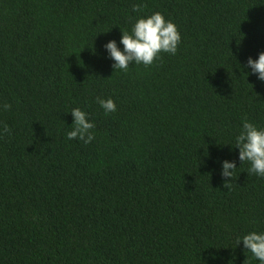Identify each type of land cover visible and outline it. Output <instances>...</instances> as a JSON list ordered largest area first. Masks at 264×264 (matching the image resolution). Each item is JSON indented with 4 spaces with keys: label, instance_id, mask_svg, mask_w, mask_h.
Listing matches in <instances>:
<instances>
[{
    "label": "trees",
    "instance_id": "1",
    "mask_svg": "<svg viewBox=\"0 0 264 264\" xmlns=\"http://www.w3.org/2000/svg\"><path fill=\"white\" fill-rule=\"evenodd\" d=\"M157 11L176 54L115 72L105 45ZM261 52L264 0H0V264H261L236 241L264 232V177L234 149L264 128Z\"/></svg>",
    "mask_w": 264,
    "mask_h": 264
},
{
    "label": "clouds",
    "instance_id": "2",
    "mask_svg": "<svg viewBox=\"0 0 264 264\" xmlns=\"http://www.w3.org/2000/svg\"><path fill=\"white\" fill-rule=\"evenodd\" d=\"M133 11H142V5H133ZM181 42V34L178 26L165 18L157 11L146 17L137 19L131 29V32L122 30L120 43L123 44L121 50L117 42L112 40L105 45L110 54V58L115 61L113 68L127 72L132 64H143L145 67L153 65L161 58V53L175 55ZM248 66L252 73L258 74V79L264 81V52L259 54L258 59L249 57ZM114 72V73H115ZM97 102L104 109L105 114L113 113L117 110L115 102L111 99L97 98ZM2 110H10L11 105L4 103L0 105ZM74 118L71 130L67 132L68 140L78 139L84 144H90L95 135L91 131L95 124L90 122L86 112L81 108H73L70 112ZM3 133L11 134V129L7 124L3 125ZM232 146V145H231ZM233 147V146H232ZM239 149V159L243 163L248 162L250 168L248 174L264 177V128H258L255 124L244 120L242 130L235 137L234 149ZM222 177L225 178L224 187L230 188V181L235 169V162L223 161ZM243 242L247 251L264 264V232L252 231L243 237L237 238V245Z\"/></svg>",
    "mask_w": 264,
    "mask_h": 264
}]
</instances>
